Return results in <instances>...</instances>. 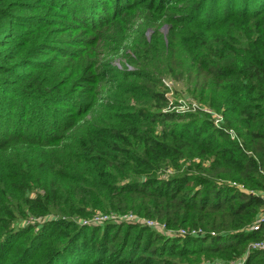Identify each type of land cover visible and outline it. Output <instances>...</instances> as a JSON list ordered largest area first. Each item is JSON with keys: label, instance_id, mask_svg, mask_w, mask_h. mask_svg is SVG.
I'll return each mask as SVG.
<instances>
[{"label": "trees", "instance_id": "1", "mask_svg": "<svg viewBox=\"0 0 264 264\" xmlns=\"http://www.w3.org/2000/svg\"><path fill=\"white\" fill-rule=\"evenodd\" d=\"M70 1L96 25L84 56L99 40H128L134 24L151 28L149 40L140 30L142 44L156 47L164 72L186 76L221 119L162 110L168 100L145 76L100 92L94 75L84 86L80 75H41L51 58L13 62L20 53L15 44L3 51L7 28L32 16L38 27L47 22L37 5L7 0L0 5V259L11 252L12 264H262L249 247L262 233L249 226L264 210V0ZM101 26L110 33L103 37ZM42 47L28 51L42 54ZM181 56L189 59L185 70ZM25 115L48 129L20 124ZM96 210L132 212L173 233L140 222L74 220ZM197 229L204 233L190 235Z\"/></svg>", "mask_w": 264, "mask_h": 264}, {"label": "rangeland", "instance_id": "2", "mask_svg": "<svg viewBox=\"0 0 264 264\" xmlns=\"http://www.w3.org/2000/svg\"><path fill=\"white\" fill-rule=\"evenodd\" d=\"M6 1L7 0H2L0 5H4ZM14 1L20 5H37L38 13L45 14L44 18L47 23L42 27H38L33 24L34 20L32 16L30 17L31 21L29 19L23 21V23H25L24 25L16 26L13 24L12 27L8 25L9 28H7L6 32L7 36H5L4 39L9 45L4 46L3 51H6L7 47L15 44L13 50L14 52L18 51V54H20L19 56L17 55L13 62H18L23 55L26 61L32 62L51 58L53 62L51 67L38 70L42 73L41 75H52L55 80L63 78L64 75H68L70 81L74 79L75 75H80L83 79L80 85L83 86L87 85L84 77L94 75V77L97 76V84H95L94 87L100 90V92H103L101 89H105L108 85H128L129 87L136 85L141 81L142 77L145 76L150 79H155L160 84L159 88L164 92V96L168 100L166 104L162 106V110H181L190 112L198 111V109L209 110L206 108L204 101L199 100L198 91L192 89V84L186 80V76L183 75L177 78L165 73L164 55L160 54V51L156 47L142 44L140 41L141 33L143 32V35L149 40L152 34L151 28L142 29L134 24L135 28L132 31L126 30L124 32V34L128 36V40L119 38L116 41L110 42L112 45L118 46V52H111L110 48L112 45L105 40L104 42L99 40L96 42L98 47L88 51L89 55L84 56L83 53L88 48V43H85V41L89 40L91 37L93 39L95 38V29L92 28L96 25L92 23V20L89 21L92 15L88 16L85 10L82 9L83 13L76 12L75 9L79 8L76 6V1L63 0L68 7L62 9L56 5L51 6L43 3L41 0ZM7 9L10 11L11 8L8 7ZM92 10L95 14L97 12H102L103 8L98 6L94 8L92 6ZM15 11V13H28V15L35 13V10L30 8H16ZM104 11H108V9ZM137 16H140L138 12L135 13V17L131 16L129 18L134 19ZM151 16H153V14ZM124 26L127 27V24ZM162 26L159 27V31L164 34L165 32L162 31ZM34 29H38L37 35L33 34L32 30ZM107 29L108 27L103 28V26H101L98 27L96 31H101L102 34H105L103 35L104 37L110 33V30ZM23 30L24 34L20 35L19 33ZM36 43H43V47L39 49L42 54H36L38 52L33 51ZM101 44L104 46L101 47ZM30 47H33V49L28 51ZM54 47H61L69 52L74 51L75 55L70 58H65L60 56L59 52L56 50H51ZM26 51H28L27 55ZM181 59V69L185 70L189 65V59L183 56H181ZM90 85H92V83ZM73 88V91L78 93L82 87L73 86ZM15 102L17 106L18 102L16 99ZM13 112L14 110H12V113ZM19 119H21L20 124L29 122L32 128L39 125L42 129H48V125L44 123L38 124L35 119H31L26 115L24 118ZM47 119L49 120L50 118ZM155 230L158 232L167 231L166 234L173 233L171 230L162 227H157ZM19 241L21 243L24 241V238H20ZM11 257L10 252L6 257L0 259V264L10 263Z\"/></svg>", "mask_w": 264, "mask_h": 264}, {"label": "built area", "instance_id": "3", "mask_svg": "<svg viewBox=\"0 0 264 264\" xmlns=\"http://www.w3.org/2000/svg\"><path fill=\"white\" fill-rule=\"evenodd\" d=\"M203 112H208L211 113L213 117V121L215 124H218L221 117L207 109H198ZM74 220L79 223L80 225H89V224H101L105 221H113V222H122V221H130V222H140L143 223L146 226L152 227V228H157V227H163L161 223H159L156 220H151V219H145L142 217H138L137 215L133 214L132 212H126L123 214H118L114 212H94L90 217L88 218H74ZM250 230L253 231H260L262 233V236L260 239L253 241L249 244V247L252 250H259L261 252L262 256V264H264V210H262L257 217L253 220L251 225L249 226ZM187 229H179L175 232L179 234L186 233ZM204 232L201 231L200 229L197 230H191L190 235H202ZM212 233V232H211ZM240 260H237L233 264H239Z\"/></svg>", "mask_w": 264, "mask_h": 264}, {"label": "water", "instance_id": "4", "mask_svg": "<svg viewBox=\"0 0 264 264\" xmlns=\"http://www.w3.org/2000/svg\"><path fill=\"white\" fill-rule=\"evenodd\" d=\"M162 31H163V32L166 31V27H165V26L162 27Z\"/></svg>", "mask_w": 264, "mask_h": 264}]
</instances>
